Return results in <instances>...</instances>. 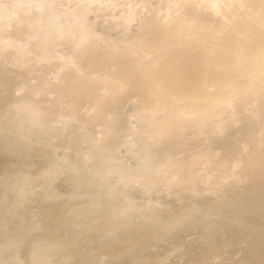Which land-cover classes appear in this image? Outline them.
<instances>
[{
  "label": "water",
  "instance_id": "obj_1",
  "mask_svg": "<svg viewBox=\"0 0 264 264\" xmlns=\"http://www.w3.org/2000/svg\"><path fill=\"white\" fill-rule=\"evenodd\" d=\"M79 22L104 40L125 34L92 11L82 12ZM138 27L139 21L129 32ZM39 36L26 45L11 41L14 47L0 37V138L33 158L28 166L0 165V197L15 207L13 221L28 220L37 242L73 257L84 251L106 253L117 264H264V208L252 210L264 197V175L211 192L166 191L132 179L176 143L168 141L165 148L149 137L131 100L110 115L104 112L93 136L94 121L78 104L59 95L64 101H56L51 87L39 84L42 70L51 66L53 43L69 50L72 40H56L53 27ZM36 45L44 50L38 48L41 59L29 53ZM36 89L48 90V96ZM263 119L264 107L227 125L211 145L227 151ZM34 217L38 225L29 220ZM80 226L83 236H76Z\"/></svg>",
  "mask_w": 264,
  "mask_h": 264
},
{
  "label": "bare ground",
  "instance_id": "obj_2",
  "mask_svg": "<svg viewBox=\"0 0 264 264\" xmlns=\"http://www.w3.org/2000/svg\"><path fill=\"white\" fill-rule=\"evenodd\" d=\"M87 11L125 34L104 40L79 22ZM50 27L72 47L53 43L39 84L50 86L56 101L59 95L78 104L94 121L93 136L104 112L131 100L149 137L165 148L176 143L132 179L166 191L211 192L264 175V119L227 151L211 145L227 125L264 107V0H0V37L8 46L26 45ZM36 46L29 53L41 59L44 50ZM254 203L259 212L264 197ZM35 244L37 262L55 250Z\"/></svg>",
  "mask_w": 264,
  "mask_h": 264
},
{
  "label": "rangeland",
  "instance_id": "obj_3",
  "mask_svg": "<svg viewBox=\"0 0 264 264\" xmlns=\"http://www.w3.org/2000/svg\"><path fill=\"white\" fill-rule=\"evenodd\" d=\"M33 158L20 145H13L0 138L1 166H28ZM5 176L0 171V186ZM14 206L0 197V264H117L106 253L81 251L73 258H68L64 249H59L42 262L32 259L35 241L39 238L28 220L15 222ZM47 242L48 239L43 238ZM37 242V241H36ZM61 241H58L60 243ZM124 264V263H121Z\"/></svg>",
  "mask_w": 264,
  "mask_h": 264
}]
</instances>
